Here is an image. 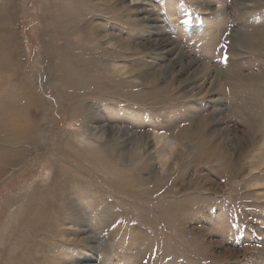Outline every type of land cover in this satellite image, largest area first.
<instances>
[{
  "label": "rangeland",
  "instance_id": "1",
  "mask_svg": "<svg viewBox=\"0 0 264 264\" xmlns=\"http://www.w3.org/2000/svg\"><path fill=\"white\" fill-rule=\"evenodd\" d=\"M0 47V264H264V0H0Z\"/></svg>",
  "mask_w": 264,
  "mask_h": 264
},
{
  "label": "bare ground",
  "instance_id": "2",
  "mask_svg": "<svg viewBox=\"0 0 264 264\" xmlns=\"http://www.w3.org/2000/svg\"><path fill=\"white\" fill-rule=\"evenodd\" d=\"M1 48V47H0ZM4 52V51H3ZM5 54V53H4ZM2 61H3V59H2ZM1 64H2V62H1ZM3 104V103H2ZM23 111V110H22ZM158 134V133H157ZM157 134H155V135H157ZM4 139V138H3ZM157 139L160 141V140H162L163 139V136L162 135H158L157 136ZM170 141H171V139H170ZM5 142V141H4ZM7 143V142H6ZM162 143V142H161ZM166 144V143H165ZM171 145V144H170ZM168 146V145H167ZM107 163V162H106ZM109 163V162H108Z\"/></svg>",
  "mask_w": 264,
  "mask_h": 264
}]
</instances>
